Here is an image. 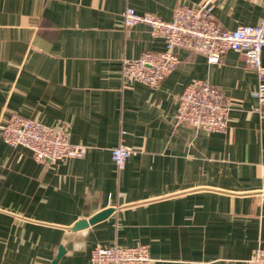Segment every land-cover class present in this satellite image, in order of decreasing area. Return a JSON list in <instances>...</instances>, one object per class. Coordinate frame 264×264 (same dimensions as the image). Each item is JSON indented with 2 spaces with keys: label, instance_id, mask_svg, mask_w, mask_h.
Wrapping results in <instances>:
<instances>
[{
  "label": "crops",
  "instance_id": "crops-1",
  "mask_svg": "<svg viewBox=\"0 0 264 264\" xmlns=\"http://www.w3.org/2000/svg\"><path fill=\"white\" fill-rule=\"evenodd\" d=\"M208 0H0V264H87L97 245L145 244L153 264H248L264 247V104L258 76L235 50L221 62L177 48L157 86L125 85L124 58L161 51L128 4L170 20ZM220 26L255 25L264 0H210ZM264 65V49L261 54ZM220 88L228 128L178 124L185 88ZM19 114L64 130L83 157L38 161L5 142ZM136 149L118 170L112 149ZM114 211L73 232L80 218Z\"/></svg>",
  "mask_w": 264,
  "mask_h": 264
},
{
  "label": "built area",
  "instance_id": "built-area-1",
  "mask_svg": "<svg viewBox=\"0 0 264 264\" xmlns=\"http://www.w3.org/2000/svg\"><path fill=\"white\" fill-rule=\"evenodd\" d=\"M122 17L126 27L147 24L151 35L165 43L161 51H146L136 59H123L125 85L137 82L150 86L160 84L178 64L177 48L203 54L211 63L221 62L224 53L232 49L256 72L259 83L255 96L264 104V65L261 59L264 17L255 25L226 29L217 22L210 0L199 5L180 4L170 20L150 12L139 13L130 4L122 12ZM228 114L229 107L224 103L220 88L196 81L180 95L175 120L178 124L224 132L228 128ZM1 128L5 142L30 149L38 161L83 157L86 151L84 146L73 144L64 130L19 114H12ZM135 152V148L123 142L112 149V159L119 171L125 168L128 157ZM247 263L264 264V247H256ZM87 264H153V259L145 244L97 245L92 248Z\"/></svg>",
  "mask_w": 264,
  "mask_h": 264
},
{
  "label": "water",
  "instance_id": "water-1",
  "mask_svg": "<svg viewBox=\"0 0 264 264\" xmlns=\"http://www.w3.org/2000/svg\"><path fill=\"white\" fill-rule=\"evenodd\" d=\"M114 211L113 207H108L98 212H95L92 215L84 216L78 219L73 226L70 227V230L73 232H79L81 230L87 229L90 225L95 224L96 222L105 219ZM67 252V248L65 245L60 244L58 248L57 255L52 261V264H56L59 259Z\"/></svg>",
  "mask_w": 264,
  "mask_h": 264
}]
</instances>
